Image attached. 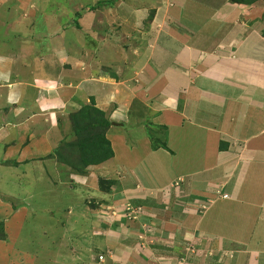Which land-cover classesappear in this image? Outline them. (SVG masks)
I'll use <instances>...</instances> for the list:
<instances>
[{
    "label": "rangeland",
    "instance_id": "374dc122",
    "mask_svg": "<svg viewBox=\"0 0 264 264\" xmlns=\"http://www.w3.org/2000/svg\"><path fill=\"white\" fill-rule=\"evenodd\" d=\"M107 1L0 0V79L14 85L13 90L0 86V264H209L216 254L227 253L222 247L214 254L187 235L170 241L163 229L168 206L154 204L155 194L147 190L141 194L139 175L133 173L137 168L143 173L138 156L149 152L150 134L167 142L165 126L155 119L160 90L153 88L154 97L145 98L150 86L141 67L152 43L156 50L172 34L181 42L177 36L183 31L163 15L180 1L123 0L86 11ZM197 2L211 7L219 0ZM242 2V23L223 25L224 31L264 41V0ZM184 19L195 31L189 38L197 48L178 60L194 61L212 47L199 37L187 12ZM259 47L253 53L261 54L256 60L264 64V47ZM262 70L254 79L259 87L264 86ZM36 80L44 81L37 101L31 100ZM8 91L11 105L4 103ZM184 95L191 96L189 91ZM88 106L116 124L106 135L116 158L79 173L73 115ZM108 185H114L110 195L103 192ZM259 187L261 182L252 181L242 194H259ZM230 225H217L212 240L231 246L228 238L237 223Z\"/></svg>",
    "mask_w": 264,
    "mask_h": 264
},
{
    "label": "crops",
    "instance_id": "0c3cea01",
    "mask_svg": "<svg viewBox=\"0 0 264 264\" xmlns=\"http://www.w3.org/2000/svg\"><path fill=\"white\" fill-rule=\"evenodd\" d=\"M179 1L178 8L170 6L166 12L163 10V15L167 13L168 21L183 31L177 36L181 42L173 40L176 34H172L170 42L156 44V50L152 47L155 42L152 43L146 50L147 56L142 58L146 59V67H141L147 75L142 77L147 78L150 86L145 98L154 97L157 91L153 88L160 90V96L154 100L155 119L159 117L167 128L168 148L154 151L150 145L149 152L138 156L142 158L139 164L143 173L136 172L139 168L133 173L135 177L136 173L139 175L141 194L147 190L155 194L154 204L168 206V221L163 229L168 231L170 241L187 235L214 254L226 247L227 253L216 254L209 264L219 260L225 264L227 255L228 264H264V86L254 82L264 64L256 60L261 54L253 53L261 51L259 46L264 47V41L240 36L239 39L229 29L224 31L223 25L241 22L244 17L241 6L231 0H219L211 7L198 0ZM206 1L208 5L213 2ZM185 12L198 25L199 37L208 40L207 45L212 47L194 61L186 57L178 60L191 50L195 53L197 48L189 38L195 31H188ZM216 21L222 26L214 28ZM4 81L0 79V86L14 87ZM43 82L36 80L37 95L33 94L31 100L37 101ZM188 91L189 97L184 95ZM11 94L8 91L4 98L6 105H11L7 98L13 102ZM17 94L22 98V93ZM141 176L148 180V186ZM252 181L261 182L258 189L262 192L242 194ZM250 209H254V215ZM234 222L237 230L228 238L231 246L212 240L218 226H231ZM175 223H180V227ZM245 237L247 240L243 241Z\"/></svg>",
    "mask_w": 264,
    "mask_h": 264
},
{
    "label": "trees",
    "instance_id": "16d2710c",
    "mask_svg": "<svg viewBox=\"0 0 264 264\" xmlns=\"http://www.w3.org/2000/svg\"><path fill=\"white\" fill-rule=\"evenodd\" d=\"M123 0H110L107 2H99L97 6L88 7L86 11L88 13L96 11V8L104 5L110 4L116 6ZM243 0H231L235 4H243ZM246 3H255L258 0H244ZM83 16L77 14V17ZM75 27L80 29L81 25L79 22L75 21L73 23ZM94 104V100H92ZM74 124H75V134L78 137V142L76 144L80 153L81 167L78 168V172L82 173L85 169L90 167L101 166L104 163H107L110 160L116 158L114 152V146H112L111 141L106 137L110 128H112L113 123L106 118V114L100 110L88 106L83 108L77 114L73 115ZM167 129L164 128L163 132L166 135ZM149 135V134H148ZM152 141V149L157 151L161 148L167 149V142L161 143L158 138H153V135H149ZM224 144H222L223 148ZM109 181H105L108 183ZM103 184V183H102ZM109 184H111L109 182ZM110 186V187H109ZM114 188V185H108V188L103 190L106 194L110 195L111 189Z\"/></svg>",
    "mask_w": 264,
    "mask_h": 264
},
{
    "label": "built area",
    "instance_id": "2783aa9c",
    "mask_svg": "<svg viewBox=\"0 0 264 264\" xmlns=\"http://www.w3.org/2000/svg\"><path fill=\"white\" fill-rule=\"evenodd\" d=\"M103 259H104V258H103V257H101V258H100V261H103Z\"/></svg>",
    "mask_w": 264,
    "mask_h": 264
}]
</instances>
